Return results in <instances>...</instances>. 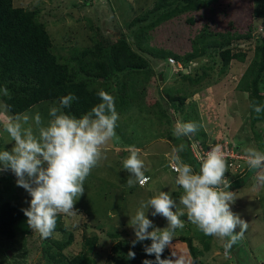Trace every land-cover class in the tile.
<instances>
[{
  "label": "rangeland",
  "instance_id": "rangeland-1",
  "mask_svg": "<svg viewBox=\"0 0 264 264\" xmlns=\"http://www.w3.org/2000/svg\"><path fill=\"white\" fill-rule=\"evenodd\" d=\"M258 1H13L15 7L40 11L39 19L47 22L55 53L62 58L69 59L71 49L97 51L92 59L112 74L99 79L98 87L114 96L119 120L116 137L104 147L109 155L86 179L75 214H60L49 238L34 232L23 214L14 225L13 239L0 235V264H129L128 252L151 242L132 248L135 235L129 216L135 214L141 200L158 191H171L174 197L182 191L175 184L176 173L170 170L173 146L184 143L186 148L179 155L193 165V143L198 149L206 144L208 150L210 144H227L242 155L245 147L264 151V120L250 125L252 98L264 104L263 55L258 52L264 40V18L256 16ZM117 43H124L141 60L99 52ZM255 81L258 97L253 95ZM51 100L33 112L39 110L47 119ZM11 114L9 108L0 109V150L11 147L2 131ZM177 121H196L202 127L177 139L173 136ZM130 146L141 149L145 174L151 177L144 187L127 185L130 173L124 170L123 159ZM248 168L247 162H232L235 172L246 173ZM253 172L243 179L240 189L235 184L230 189L237 195L232 211L249 223L246 238L226 254V240L205 236L185 214L181 217L185 226L177 229L172 245L165 249L167 254L183 256L186 264H190V255L196 264H264V184ZM105 173L111 177L101 178ZM30 200L17 187L14 174L0 173V205L10 202L21 211L29 207ZM151 211L149 219L154 225L166 227L167 220L152 217ZM187 238L191 240L188 247ZM145 259L155 260V256L143 252L132 264H142Z\"/></svg>",
  "mask_w": 264,
  "mask_h": 264
},
{
  "label": "clouds",
  "instance_id": "clouds-1",
  "mask_svg": "<svg viewBox=\"0 0 264 264\" xmlns=\"http://www.w3.org/2000/svg\"><path fill=\"white\" fill-rule=\"evenodd\" d=\"M0 94L10 97L7 87L0 88ZM244 95L247 97L248 93ZM97 96L100 102L80 116L71 111L78 98L69 93L48 105L47 119L39 110L33 112L30 108L9 115L3 125L2 131L10 138L11 147L0 150V173L14 174L17 187L31 197L29 207L21 211L27 217V225L42 238L53 235L60 214H75V205L85 194L86 179L107 159L104 147L116 137L119 113L115 98L103 89ZM251 107L256 114L264 112V104L258 101H253ZM7 108V104L0 102V109ZM201 127L196 121H177L173 136L189 137ZM185 148L184 143L172 148L175 184L182 189L179 198H174L171 191H158L141 200L135 214L129 216V226L135 235L132 248L151 241L150 245H144V252L154 255L155 260L145 259L142 264H186L185 258L174 252L162 258L165 249L172 245L177 229L184 228L181 217L185 214L205 236L226 240V254L244 238L248 229L249 223L232 211L236 190H230L234 177H246L245 170L241 174L232 169L220 143L209 145L210 150L198 170L179 155ZM127 151L129 155L123 159V168L130 173L127 185L144 187L151 177L145 174L147 168L141 149L130 146ZM243 151L246 156L239 154L244 158L237 161L247 162L246 172L252 170L253 175L256 172L257 179L264 184V151L253 147H245ZM149 210L152 217L165 218L167 226H155L149 219ZM127 257L135 259L136 253L130 250Z\"/></svg>",
  "mask_w": 264,
  "mask_h": 264
},
{
  "label": "trees",
  "instance_id": "trees-1",
  "mask_svg": "<svg viewBox=\"0 0 264 264\" xmlns=\"http://www.w3.org/2000/svg\"><path fill=\"white\" fill-rule=\"evenodd\" d=\"M12 1L0 0V88L7 87L10 93V97L0 94V100L7 104L14 114L27 111L29 107L37 109L39 104L47 100L58 99L73 93L78 99L73 103L71 111L77 116L99 103L97 93L100 89L97 81L99 79L106 80L112 74L108 73L99 62L92 59L97 51L91 48L71 49L69 51L70 58H62L55 53L56 50L47 32V22L39 19L40 11L21 7L14 8ZM258 2L259 7L255 10L256 16L264 18V0ZM258 49H260L258 52L263 55L262 67L264 69V40ZM99 52L112 58L120 53L127 58L141 60V57L128 49L124 43H117L111 48L99 50ZM110 62L114 65L113 61ZM105 66L107 67V64ZM254 83L253 95L258 97L260 95L257 91L256 81ZM252 103L253 98L251 105ZM261 114H256L250 107V125L252 127L264 120ZM253 135L257 136L254 130ZM192 159L198 170L200 162L193 157ZM250 173L251 170L246 172L245 178H248ZM101 177L108 179L111 176L105 173ZM242 180L243 178L237 177L234 181L236 190L243 186L240 185L243 183ZM181 192L179 190L174 198L179 197ZM22 219L23 213L14 204L10 202L1 204L0 235L7 239H13L15 237L14 225ZM110 237L108 236V238ZM187 241L189 243L191 240L187 238L186 244ZM98 242L99 239L96 238L95 246ZM146 244L150 245L151 242L144 245ZM144 245L136 247V257L131 259L129 264L138 262L139 255H143ZM164 255H166L165 258L171 256L167 254V251H164ZM190 257L191 264H196L197 260L191 255Z\"/></svg>",
  "mask_w": 264,
  "mask_h": 264
},
{
  "label": "built area",
  "instance_id": "built-area-1",
  "mask_svg": "<svg viewBox=\"0 0 264 264\" xmlns=\"http://www.w3.org/2000/svg\"><path fill=\"white\" fill-rule=\"evenodd\" d=\"M170 63L173 64L174 61L170 60ZM196 143H193L191 145V154L193 156L194 159H196L197 161L201 162L204 155L207 153V151H209L208 149H206L205 147H202V149H198L197 147H195ZM222 146H224V150L227 152V157L226 159L228 160V163L230 166H232V161H237V160H243L244 157H242L241 155H239V153L234 150L233 148L228 147L227 144H222L220 143ZM195 147V148H194ZM170 169L176 173L173 169V167L171 166Z\"/></svg>",
  "mask_w": 264,
  "mask_h": 264
},
{
  "label": "crops",
  "instance_id": "crops-1",
  "mask_svg": "<svg viewBox=\"0 0 264 264\" xmlns=\"http://www.w3.org/2000/svg\"><path fill=\"white\" fill-rule=\"evenodd\" d=\"M105 153L107 154V153H109V150L106 148L105 149ZM101 178H103V177H101ZM104 179H106V178H104ZM236 199H237V195H236ZM235 204H237V200L235 201V203L233 204V207H236V205ZM244 237H245V235H244ZM246 238V237H245ZM190 264H191V257H190Z\"/></svg>",
  "mask_w": 264,
  "mask_h": 264
}]
</instances>
